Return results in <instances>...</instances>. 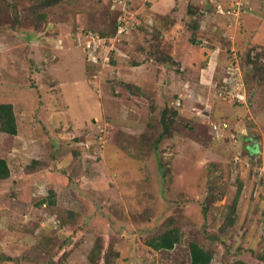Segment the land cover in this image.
<instances>
[{
	"label": "rangeland",
	"instance_id": "rangeland-1",
	"mask_svg": "<svg viewBox=\"0 0 264 264\" xmlns=\"http://www.w3.org/2000/svg\"><path fill=\"white\" fill-rule=\"evenodd\" d=\"M37 3L0 0V103L14 106L19 130L0 133L11 171L0 179V264H92L98 242V264H191L193 241L215 253L211 264H264V68L254 72L264 65V0ZM36 12L48 20L38 22ZM248 13L259 21L231 37L229 18ZM170 17L184 30L180 43L160 44L155 26ZM198 20L209 30L206 46L214 49L223 30L251 75L225 103L207 89L212 115L221 106L230 130L219 131L217 115L202 117L201 95L187 97L200 91L202 54L185 28ZM164 55L185 71L159 64ZM166 104L169 117L178 115L160 140ZM236 197L235 222L223 229ZM173 228L181 231L174 250L147 245Z\"/></svg>",
	"mask_w": 264,
	"mask_h": 264
},
{
	"label": "trees",
	"instance_id": "trees-1",
	"mask_svg": "<svg viewBox=\"0 0 264 264\" xmlns=\"http://www.w3.org/2000/svg\"><path fill=\"white\" fill-rule=\"evenodd\" d=\"M37 1H38V3L36 6H39V7H37L36 9H42V8L52 7V6L56 5L57 3H60L61 0H37ZM249 6H251V4L246 3V9H248V8L252 9V7H249ZM188 10H189L188 13L190 15H193L195 13L192 10V8H189ZM228 11H231V9L230 8L227 9L226 12H228ZM217 14H220V13H217ZM36 15H37V21L40 23L48 20L47 13H41L40 14V13L36 12ZM221 15L228 16L227 13L221 14ZM247 15H249V14H245V15L241 14L239 17H233V18L230 17L228 20V23H230V25H231L230 28H232L235 25H237V28L238 27H244L245 26L244 20H245ZM175 23L176 22L174 20H171V17H170V19L166 20L165 22H163L161 19H159L157 21V24L155 26V33L153 35L157 34V39H158V42L160 44L163 43L164 41H167L170 37L176 38L177 35H179L180 33H182L184 31L183 29H181L178 26H176V28H175ZM115 27H118V26L116 25ZM185 28L188 31L190 30L189 32L192 33L193 37L191 38V43H194L196 45V48L201 53H203V56L205 57L204 58L205 60H203V63H201L202 66H204V67L209 66L210 65L209 59H210L214 49H209V47L206 46L204 39H202L203 37L201 36V33L199 34V32H200L199 20L196 21L193 25H191V26L188 25ZM116 30H115V32H116ZM98 34H100V33H98ZM174 34H176V35L172 36ZM100 35L106 36V34H104L102 32ZM155 37H156V35H155ZM222 43H223V41H222ZM226 45L229 48L225 52V58L227 59V61H229V64H227V65H232V64L236 65V63H239L237 61V59H239V60L241 59L244 61V58H243L244 55L241 52V49L239 47L237 48L236 52H234V51H232V47H231L233 45V42H230V40L229 41L227 40ZM257 50H258V48H257ZM144 51H145V49H144ZM150 51H155V50H150ZM219 52H221V51H219ZM258 52H261V51L258 50ZM160 54H161V52H160ZM150 55L152 56V58L155 57V54L154 55L150 54ZM249 60H248V62H251ZM157 62L161 65L167 66L170 69V67H172L175 64L176 60L171 55L169 57H166L165 59L158 58ZM177 62H176V64L178 65V69L180 70V67H181V71L184 72L185 69H182V66L179 65ZM251 64H253V61L251 62ZM239 65H240V69H241V73H242L241 78H242V81H243L244 86H245L244 90H246V88H247V82L246 81H247L248 77H250L251 75L246 74L243 64H239ZM258 67H261V69H262V68H264V65L263 64L256 65L254 67V72L256 70H258ZM186 70H187V67H186ZM223 70L224 69L218 71V73H217V76H218L217 85L218 86L215 87V89H217V90H214V89L213 90H214V94H215L214 97L217 100H219V102L225 103L226 101L232 99L233 94L227 93V92L221 90V87H222L221 83L224 80V78L222 76ZM262 70H264V69H262ZM197 75H199V73H197ZM197 75L195 77L196 82H198L197 79H199V76H197ZM219 88H220V90H219ZM165 106H166L165 109L161 112V123L163 125L164 132L162 133L160 140H162L165 136L169 135L168 122L170 119H174L173 117L178 115V113L176 111H174L173 117H169L168 115H169L170 108L167 107L168 104H166ZM210 119H211V117H210ZM212 120L220 125L219 131L231 129V126L228 125L229 123H224L226 119H223V120H222V118L215 119V117H214V119H212ZM210 131L214 132L212 123L210 125ZM0 133L7 134V135L12 136V137H17L19 134L17 117L15 114L14 106L12 104L0 103ZM223 137H225V136H223ZM10 175H11V171L7 165V162L4 159L0 158V179L1 180H7L10 178ZM237 201H238V197L235 198L233 204L229 207L228 213H227L226 218H225V223L222 226L223 229L227 228L228 226H231L235 222V213H236V208H237V204H238ZM51 203L55 204V202L53 200L51 201ZM180 232H181L180 229H177V228L170 229L167 232L160 234V235H157V236L153 237L152 239H150L147 245H149V247L155 251H172L181 242ZM210 239L212 241H217V240L219 241V240H221V237L217 233H214L213 235L210 236ZM189 248H190V255H191V264H211L212 263V261L214 259V254H215V253H213V251H210L209 249H205L196 241L191 242L189 245ZM101 252H102L101 243L98 242L91 249V252L88 256L92 264H98L97 258H98V256L101 255ZM116 256H119V254H116ZM259 258H261V260H264V256H259ZM228 264H247V263H245L243 261H237V262H231Z\"/></svg>",
	"mask_w": 264,
	"mask_h": 264
},
{
	"label": "crops",
	"instance_id": "crops-1",
	"mask_svg": "<svg viewBox=\"0 0 264 264\" xmlns=\"http://www.w3.org/2000/svg\"><path fill=\"white\" fill-rule=\"evenodd\" d=\"M249 15H247L246 16V18H245V20H244V23H245V26L244 27H235V28H230V30H232V29H234V35H232V34H230V36L232 37V36H234V37H236L235 35H237L238 37H240V36H243L244 34H246L247 33V31H246V28H247V26H248V23H250L249 22V20H251V21H253V19H256V15L255 16H253V15H251V13H248ZM258 16V15H257ZM203 18H204V16H203ZM257 20V19H256ZM207 22H208V20H206ZM211 21H214V20H211ZM257 21H259V20H257ZM201 26V30H200V33H201V36L203 37L202 39H204L207 35H209V30H206V31H204L203 29H202V27H203V25H200ZM262 26H260V27H258L257 29H259V28H261ZM256 29V30H257ZM216 32H220L219 30L218 31H216ZM221 34H218L219 35V38H215V40H217L216 42L217 43H213L212 44V46L214 47V51H213V53H212V55H211V57H210V59H209V61H210V63H211V67H210V65L209 66H207V67H204V66H202V64H201V66L199 67L198 65H197V68H196V70L199 72V76H200V83H199V85H198V87H199V90L200 91H204V90H206V93L205 94H202V93H200V91H196L195 93H188L187 94V97L189 98V100L190 101H193L194 99V96H196V98H199V96L201 95V98L203 99V103H200V108L202 107V110H205V112H204V114L202 115L203 117L205 116V115H208L209 117H214V115H217L218 117L216 118V119H220L222 116H225V115H228L227 114V111L225 112V111H222V108L220 107V106H216L215 104L213 105L214 106V108H215V111H214V114L212 115V109H209V106L211 105H209V102L208 101H205L204 99L207 97V94H208V92H207V89H208V91L209 90H213V85H215L216 83H217V78H218V76H217V73H218V71L219 70H221V69H224V67L227 65L226 64V62L225 61H227V59L225 58V52L229 49L228 47H227V45H226V43H227V40L229 41L230 39L228 38V37H230V36H226V33H224V31L222 30V32H220ZM205 35V36H204ZM171 38V37H170ZM180 38H181V33L179 34V35H177V37H176V39H177V42L178 43H180ZM238 39V38H237ZM172 40H174V38L172 37ZM168 41V40H167ZM222 41H223V43H222ZM230 42H231V40H230ZM240 43V41H239V39H238V41H236V39H234V43L236 44V43ZM187 43V42H186ZM144 45V44H143ZM189 47V46H188ZM144 48H146L145 47V45H144ZM190 48V47H189ZM217 50V52H216V50ZM219 51H221V52H219ZM216 52V53H215ZM193 53V52H192ZM224 53V54H223ZM202 55H203V53H201ZM202 55H199V60H201L200 62L201 63H203V60H205L204 58V56H202ZM224 55V56H223ZM191 56V61L188 63V65H190L191 67L193 66V64H194V62L192 63V65H191V62L193 61V60H195V58L193 57L192 58V55H190ZM208 61V62H209ZM187 64V63H186ZM191 67H187V68H191ZM204 71H206V72H204ZM215 74H216V78H215ZM199 81V80H198ZM202 82V83H201ZM188 84V85H187ZM185 85L187 86V88H190V90H191V87L193 86V83H191L190 82V84H189V81H188V83H185ZM196 87V86H195ZM199 94V95H198ZM197 100V102L198 101H200L199 99H196ZM186 102H188V101H186ZM201 102V101H200ZM193 103V102H192ZM252 103H253V101H252ZM204 104V105H203ZM252 105V104H251ZM205 106V107H204ZM193 107V106H192ZM211 107H212V105H211ZM194 108H198V107H196L195 105H194ZM199 109V108H198ZM249 111V110H248ZM250 112V111H249ZM201 116V115H200ZM211 117V118H212ZM191 118H193V115H191ZM263 142V141H262ZM261 147V145L259 146V148Z\"/></svg>",
	"mask_w": 264,
	"mask_h": 264
},
{
	"label": "built area",
	"instance_id": "built-area-1",
	"mask_svg": "<svg viewBox=\"0 0 264 264\" xmlns=\"http://www.w3.org/2000/svg\"><path fill=\"white\" fill-rule=\"evenodd\" d=\"M238 4L241 7V3L238 2ZM243 5H244V2H243ZM237 10H238V7H237ZM237 10H234V11L237 12ZM226 13L228 15H230L231 11H228ZM238 16H240V14ZM235 17H237V16H235ZM98 37H99V38H97L98 44L95 46L96 47L95 51H97V52L103 51V49H104L103 42L105 43V40H103L105 38L100 37V36H98ZM92 41H96V40H92ZM108 53H111V51L109 50ZM224 70H225V76H226L224 78L225 84L230 88L229 93L235 95V97H236L237 96V92H239L240 90H244L245 89L244 83H243L242 78H241L242 73H241L240 65H239V63H236V65H233V64L232 65H226ZM217 86L218 85L216 83L213 87L215 88ZM222 87H225V86H222Z\"/></svg>",
	"mask_w": 264,
	"mask_h": 264
}]
</instances>
